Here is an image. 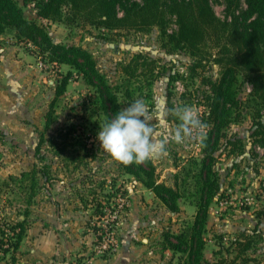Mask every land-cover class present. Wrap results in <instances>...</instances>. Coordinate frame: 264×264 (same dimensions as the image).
Instances as JSON below:
<instances>
[{
    "label": "rangeland",
    "instance_id": "374dc122",
    "mask_svg": "<svg viewBox=\"0 0 264 264\" xmlns=\"http://www.w3.org/2000/svg\"><path fill=\"white\" fill-rule=\"evenodd\" d=\"M17 1L26 18L44 26L56 43L91 54L120 109L143 98L154 105L153 123L168 128L179 123L171 110L190 105L212 127L208 118L212 83L220 80L223 71L215 61L220 44L211 41L195 50L176 45V16L166 18L163 26L157 18L134 16L126 25L114 21L109 27L92 4L74 7L67 2L56 18L46 19L38 16L36 2ZM212 4L225 21V0ZM117 10L116 20L125 18L124 9ZM0 37L32 61L12 63L14 77L0 75V264H17L19 250L5 254L2 249L12 247V229L25 218L27 233L35 227L40 233L54 228L60 238L86 237L80 249L104 263L185 264L186 255L173 251L167 236L194 222L192 197L179 200V212L170 211L103 151L97 134L108 119L95 87L76 69L51 61L13 32ZM236 87L238 106L222 129L224 137L216 153L220 192L210 208L201 264L222 260L243 264L244 258L247 264H264V109L241 75ZM203 151L199 141L170 143L168 155L153 160L159 182L171 187L177 180L183 184L184 168L193 159L202 160ZM33 171L32 176H23ZM69 207L85 214L83 235L69 225ZM109 219L107 228H102ZM108 230H114L115 250L101 255L95 251L96 242ZM243 238L251 246L241 258ZM80 255L76 264L82 262Z\"/></svg>",
    "mask_w": 264,
    "mask_h": 264
},
{
    "label": "trees",
    "instance_id": "16d2710c",
    "mask_svg": "<svg viewBox=\"0 0 264 264\" xmlns=\"http://www.w3.org/2000/svg\"><path fill=\"white\" fill-rule=\"evenodd\" d=\"M30 1L36 2L38 16L46 19L56 18L62 5L67 2L74 7L81 6V3L92 4L97 6L100 17L104 18H101L102 23L109 27H113L114 21L126 25L127 20L134 16L144 20L157 18L160 26H163L166 18L176 16L179 26L177 35L173 36L176 45L195 50L211 41L220 44L219 57L215 61L220 63L223 71L220 80L212 83L214 96L208 115L212 127L208 128L203 141L204 158L200 161L193 159L192 165L184 168L187 179L183 184L178 180L175 187L160 183L153 161L145 165L121 164L126 173L153 191L172 212L180 211V199L187 195L192 197L196 207L194 222L179 234L167 236V243L173 251L186 255L185 264H201L210 208L220 192L216 153L224 137L222 129L232 120V108L238 106L236 86L240 75L253 86L252 96L264 109V0H225V21L217 16L212 0H142V5L130 0H23V3L27 5ZM118 7L125 11L122 20H116ZM8 31L13 32L20 41L33 43L51 61L70 65L82 74L95 87L108 120L120 110L117 96L101 75L91 54L81 47L56 43L44 26L26 18L17 0H0V35ZM35 172L23 176H32ZM32 180L36 182V177ZM26 222L25 218L12 229V247L2 249L5 254L16 253L20 249L27 234ZM244 242V238L241 239V258L251 246L250 240ZM247 262L248 259L244 258L243 264ZM217 264L227 263L222 260Z\"/></svg>",
    "mask_w": 264,
    "mask_h": 264
},
{
    "label": "clouds",
    "instance_id": "9594fccd",
    "mask_svg": "<svg viewBox=\"0 0 264 264\" xmlns=\"http://www.w3.org/2000/svg\"><path fill=\"white\" fill-rule=\"evenodd\" d=\"M170 115L179 121L174 127L163 128L153 123L154 105L137 98L100 124L97 138L103 151L124 166L145 165L164 158L168 155L170 143H203L209 126L194 107H176Z\"/></svg>",
    "mask_w": 264,
    "mask_h": 264
},
{
    "label": "crops",
    "instance_id": "0c3cea01",
    "mask_svg": "<svg viewBox=\"0 0 264 264\" xmlns=\"http://www.w3.org/2000/svg\"><path fill=\"white\" fill-rule=\"evenodd\" d=\"M3 40L0 37V75L7 74L12 77V74H14L12 68L13 66L15 68L14 62L17 61L20 65V61L22 63L26 60L28 62L32 61L30 60V56H26L19 48L16 49L15 47V49H12L6 42H2ZM22 58L23 60H21ZM12 63L14 64L11 65ZM69 209L71 213L69 225L76 226L77 228L75 230H78L83 235L85 227H81V224L83 222L82 219L85 218V214L80 211L78 215L71 211L72 209L70 207ZM35 233L37 234L35 235ZM86 240V237L82 236L79 239H75L71 234L67 237L60 238L54 228L45 229L42 233H40L37 227L31 228L17 253V264H76V256L80 255V253L82 260L87 259L90 264H109L107 262L104 263L103 260L98 261L92 257L88 258L85 251L80 249Z\"/></svg>",
    "mask_w": 264,
    "mask_h": 264
},
{
    "label": "built area",
    "instance_id": "2783aa9c",
    "mask_svg": "<svg viewBox=\"0 0 264 264\" xmlns=\"http://www.w3.org/2000/svg\"><path fill=\"white\" fill-rule=\"evenodd\" d=\"M120 207L124 208L126 206L125 200L120 199ZM116 218V214L114 217H112L111 221H114ZM110 219L107 220V225H103L102 228H107L108 224L111 222ZM112 226V224H111ZM101 239V240H100ZM100 239L99 241L96 242V248L95 251L101 255L109 253L111 251L115 250V237H114V230H108L106 233H101L100 234ZM79 264H90V262L87 259L82 260Z\"/></svg>",
    "mask_w": 264,
    "mask_h": 264
}]
</instances>
